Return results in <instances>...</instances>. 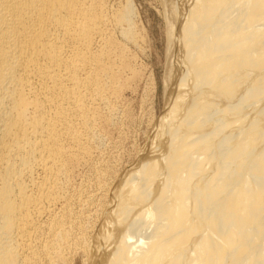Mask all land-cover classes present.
<instances>
[{
    "label": "bare ground",
    "instance_id": "bare-ground-1",
    "mask_svg": "<svg viewBox=\"0 0 264 264\" xmlns=\"http://www.w3.org/2000/svg\"><path fill=\"white\" fill-rule=\"evenodd\" d=\"M124 2L0 0V264H264V0H170L164 117L86 237L70 171L128 57L109 27L138 41Z\"/></svg>",
    "mask_w": 264,
    "mask_h": 264
},
{
    "label": "rangeland",
    "instance_id": "rangeland-1",
    "mask_svg": "<svg viewBox=\"0 0 264 264\" xmlns=\"http://www.w3.org/2000/svg\"><path fill=\"white\" fill-rule=\"evenodd\" d=\"M111 1L112 0H110V3H113V1L112 2ZM114 1H115L114 3L116 6L113 3L111 4V7H110L113 10L119 9L120 7H123L125 5V2H124L125 0H119V1L114 0ZM131 1H132V7H133L132 9H134L132 10L133 11L132 13L134 15L131 14L130 16L131 24L133 23V25H131L132 27L131 31L134 33L133 34L135 38L134 40L135 41L138 40V41L133 44L132 43L133 40L127 41L125 40V38L123 39L122 38L123 36L119 30L114 29L112 26L109 27L110 34L114 36L112 37L113 40L115 41L117 40L116 45H118L119 41L120 43H124V44H121L122 47L121 46L120 47L123 48V52L125 55L124 57L126 56L128 57L127 59L124 58L126 60H124L122 65L126 61L128 62L129 61L128 59L131 58L130 63L128 62L129 63L128 64L126 62L125 63L126 67L124 65V68H123L119 60L117 61L114 60V59H118L116 58V56L118 57L119 52L117 51L120 49L116 48L117 47L116 45L111 49L113 53H114V50L116 52V54L112 53L111 58H110L112 62L114 60L113 66L114 65L116 66L119 64L121 67L120 69L118 65L116 68H114L115 74L119 72V70H121V72L120 74L117 73L118 75H114L118 81L115 80V78L112 81V82H115L116 85L114 83L111 84V87L113 88H110L111 90H109L108 92L109 105L106 108L102 107L100 112L102 110L105 111L106 109L109 111L111 108L112 111L111 110L110 111L111 113L112 112L114 113V114L112 113L114 116H112L111 114V117H110L111 119L109 118L108 121L112 122V124L103 119L105 115L109 116L108 111L101 112V113L99 112L102 115H100V119L97 120L99 121V123L96 124L97 126L96 129H98V134L101 131V133L99 134L101 135V137L98 135V137H100L98 138V140L101 139V141L97 140L95 144L96 146H92L90 150H92L94 147L95 148L92 150V152L91 151L89 152L91 156L89 154L88 156L86 155L87 158L89 156L91 158H88V159L86 157H84V159L81 158L84 161L80 160L78 163L76 164L74 163L72 167L75 169L71 168V171H70L71 173L73 171V173L72 174L70 173L71 179H70V185L68 189L69 197L71 196L75 197L74 194L77 195V193H81L82 191H84V194L82 192L83 198L86 201L87 199L88 201L92 199L91 201H89V203L91 202L90 205L88 204V201L86 202L87 204L82 203L83 204L82 206L83 207L85 206V208L82 207L83 210L87 208L86 212L84 211V215H83L84 220L81 221V222H84V223H81V226L83 227L84 225V229L86 228L85 230H87L88 228L87 236H86L87 238L91 237L95 233V229L98 224V218L94 216L99 215L100 209L102 210L101 218L109 224L113 223L116 206L119 202V198H121V195L125 190L127 180L129 179V176H130L129 174H131V172L134 170V166H135V162H136L139 150L142 149L146 145L147 139L150 134L149 132H151V130L153 131L156 128V126L159 125L160 121L164 117L163 109H164L165 95L163 93L165 92L164 91L165 90L164 87H166L165 79L168 73L167 68L169 67V61H170V55H169L170 51L168 50V47H169L168 29L169 28L167 26V15L165 17V14H167L168 13L167 10L170 9V6L168 8V4L170 5V0H163V2L162 0H131ZM164 1L166 3H164ZM167 1L169 3H167ZM117 2L120 4V6H118L119 4ZM113 33L115 34L113 35ZM119 33H120V36L122 37H119ZM120 38H122L123 40L122 39L120 40ZM132 44L133 45L136 44V45L133 47ZM124 48L127 52L124 51ZM168 51L169 53L167 55ZM117 68L119 69L117 70ZM119 82H120V86L117 85V83L119 84ZM115 86H117L118 88ZM118 91L119 93H117ZM109 94L111 95L114 94V95L109 97L110 96ZM113 96L115 97L114 99H113ZM111 102H113V104ZM113 107H114V110H113ZM105 123H107L108 125ZM98 124H101L102 127H100V125L98 126ZM103 125L104 126L107 125V126L104 127ZM89 159H90V162H89ZM79 163H81L82 165ZM96 165L97 166L99 165L100 168H102V172H103L102 175H101L100 168H98L99 166L97 167ZM96 169L99 170V172H97ZM94 171H96V174ZM105 172L107 174H105ZM103 176H105V178ZM94 178H96V180L97 179L99 180L94 181ZM93 181L95 184L97 183V185H94ZM80 183H81V186L84 185L86 186V188L84 186L81 187ZM104 184H106L105 186L107 189H109V192L111 191L110 192L111 194L108 193V195L109 194L110 195L109 196L107 195V199L103 197L106 195L105 189H104L105 187L104 188L102 187L104 186ZM89 186H92L93 188ZM76 187L77 188L79 187V188L76 189ZM85 189H87V191ZM90 193H93L92 194L93 197L90 195ZM95 196L98 199H96ZM93 200H94V203H93ZM95 202L100 203V206H98L99 204L98 203L96 204ZM92 204L93 206L96 205L98 208L100 207V209L98 208L96 209V207L95 206L93 207ZM106 204L109 206H107ZM77 208H80V207H77ZM88 210L90 211V213L88 212ZM93 213L95 214L94 216H93ZM103 215L105 217H102ZM85 217L87 218L85 219ZM91 217L97 221H94L93 219H91ZM85 223H87V226H85L86 225ZM89 224L91 225L89 226ZM80 249L81 248H74L73 250H71L72 252L75 251L74 252L75 254L70 252L69 253L70 255H68V258L70 259L68 260L67 258V260L63 261V263L61 262L59 264H70V263L84 264L86 252L84 249H81V250Z\"/></svg>",
    "mask_w": 264,
    "mask_h": 264
}]
</instances>
